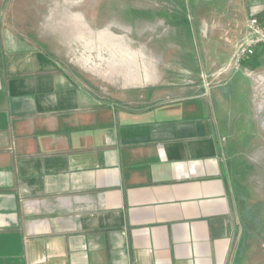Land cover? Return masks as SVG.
I'll list each match as a JSON object with an SVG mask.
<instances>
[{
	"label": "crops",
	"instance_id": "0c3cea01",
	"mask_svg": "<svg viewBox=\"0 0 264 264\" xmlns=\"http://www.w3.org/2000/svg\"><path fill=\"white\" fill-rule=\"evenodd\" d=\"M190 2L201 82L113 100L0 0V264H264L233 164L264 141V47L235 59L264 0Z\"/></svg>",
	"mask_w": 264,
	"mask_h": 264
},
{
	"label": "rangeland",
	"instance_id": "374dc122",
	"mask_svg": "<svg viewBox=\"0 0 264 264\" xmlns=\"http://www.w3.org/2000/svg\"><path fill=\"white\" fill-rule=\"evenodd\" d=\"M10 1L11 26L37 39L66 68L78 71L86 85L113 100L121 93H136V85L143 82H201L200 38L190 0ZM174 65L182 71H170ZM191 66L193 71L185 70ZM261 125L264 134V122ZM245 152L244 157L233 156L240 171L237 189L252 205L261 245L264 141Z\"/></svg>",
	"mask_w": 264,
	"mask_h": 264
},
{
	"label": "built area",
	"instance_id": "2783aa9c",
	"mask_svg": "<svg viewBox=\"0 0 264 264\" xmlns=\"http://www.w3.org/2000/svg\"><path fill=\"white\" fill-rule=\"evenodd\" d=\"M257 44L264 47V21L256 16H250L246 21V31L236 44V61L245 55L252 54Z\"/></svg>",
	"mask_w": 264,
	"mask_h": 264
}]
</instances>
